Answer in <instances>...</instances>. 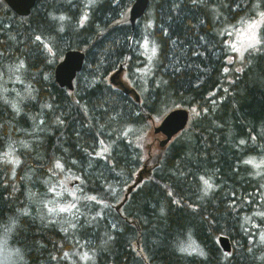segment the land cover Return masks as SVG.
Returning a JSON list of instances; mask_svg holds the SVG:
<instances>
[{
    "label": "trees",
    "instance_id": "trees-1",
    "mask_svg": "<svg viewBox=\"0 0 264 264\" xmlns=\"http://www.w3.org/2000/svg\"><path fill=\"white\" fill-rule=\"evenodd\" d=\"M132 2L36 0L21 17L0 0V75L20 65L30 87L16 107L0 93V231L13 223L23 264H264V24L242 52L228 35L264 0H149L134 30ZM145 36L156 45L149 71L134 44ZM69 48L85 52L72 91L53 76ZM119 65L139 101L109 83ZM176 106L186 127L147 153L151 121ZM66 176L82 216L59 226L28 196Z\"/></svg>",
    "mask_w": 264,
    "mask_h": 264
},
{
    "label": "rangeland",
    "instance_id": "rangeland-1",
    "mask_svg": "<svg viewBox=\"0 0 264 264\" xmlns=\"http://www.w3.org/2000/svg\"><path fill=\"white\" fill-rule=\"evenodd\" d=\"M90 2H88L89 4ZM149 21V20H147ZM142 24L141 31H145L149 23ZM264 24V9L260 11L257 16L250 20H238L232 25L228 26L229 31V41L231 47L235 48L239 52H242L249 47L255 46L260 39L259 31ZM227 27V28H228ZM144 34V33H142ZM134 44H138L140 52L145 58V69L148 71L153 67L156 45L155 43L145 36L140 39L136 38ZM127 77L125 73H120L118 80H120L125 86H129V82L126 80ZM29 84L25 83L21 79L20 65H14L7 69L6 75H0V93L4 96L9 104L14 107L18 104V99L25 92L29 91ZM159 120L151 121L150 130L145 135V147L147 148V153H155L159 149L158 142L163 138L161 134H154L152 132V127L156 125ZM10 149V148H9ZM8 157L11 158L13 153L12 149L8 150ZM260 164L259 161L255 162V166ZM141 168V167H140ZM137 169L136 173L140 170ZM47 189L44 192H39L37 190L29 193V202L33 206L37 214L43 212L45 217L55 218L59 226H65L72 221H76L82 215L79 214V208L81 207L80 201L82 197L79 193L80 187L77 184V180L71 176H66L65 178L57 179L47 185ZM86 201L89 204L99 205L98 207H105V203L95 197H88ZM264 207V205H263ZM88 210V209H87ZM33 211L29 208V212ZM262 216V215H260ZM13 230V223L2 227L0 231V264H23L24 255L16 245L10 244L9 238ZM264 239V234H262ZM198 249V244L195 245L193 242L185 243L184 250L190 252L196 251Z\"/></svg>",
    "mask_w": 264,
    "mask_h": 264
},
{
    "label": "water",
    "instance_id": "water-1",
    "mask_svg": "<svg viewBox=\"0 0 264 264\" xmlns=\"http://www.w3.org/2000/svg\"><path fill=\"white\" fill-rule=\"evenodd\" d=\"M3 2L13 11L16 15L24 17L27 16L36 0H3ZM149 0H133L127 10V18L131 26V30L135 29L137 20L142 17L147 10ZM85 58V52L77 48H69L64 53L62 58L55 64L53 75L54 81L59 87L73 90V80L77 73L81 71ZM122 65H119L110 76L109 81L115 86L121 87L122 91L127 94H132L136 101H139L137 92L128 86H125L118 77L122 72ZM189 120V113L184 107H175L170 109L160 121L152 127L154 134H162L163 138L159 140V147H165L180 131H182ZM147 169H141L135 181L128 187L127 192L131 191L142 179L143 174ZM127 193L125 194L126 198ZM218 245L224 252H230L232 249L231 241L226 235H219Z\"/></svg>",
    "mask_w": 264,
    "mask_h": 264
},
{
    "label": "bare ground",
    "instance_id": "bare-ground-1",
    "mask_svg": "<svg viewBox=\"0 0 264 264\" xmlns=\"http://www.w3.org/2000/svg\"><path fill=\"white\" fill-rule=\"evenodd\" d=\"M185 108V107H184ZM185 109H187V108H185ZM187 111H188V109H187ZM188 113H189V111H188ZM189 121V120H188Z\"/></svg>",
    "mask_w": 264,
    "mask_h": 264
},
{
    "label": "snow or ice",
    "instance_id": "snow-or-ice-1",
    "mask_svg": "<svg viewBox=\"0 0 264 264\" xmlns=\"http://www.w3.org/2000/svg\"><path fill=\"white\" fill-rule=\"evenodd\" d=\"M249 47H252V45L250 44Z\"/></svg>",
    "mask_w": 264,
    "mask_h": 264
}]
</instances>
